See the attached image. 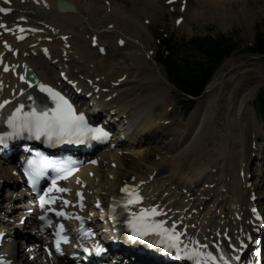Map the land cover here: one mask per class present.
<instances>
[{"label": "bare ground", "instance_id": "obj_1", "mask_svg": "<svg viewBox=\"0 0 264 264\" xmlns=\"http://www.w3.org/2000/svg\"><path fill=\"white\" fill-rule=\"evenodd\" d=\"M1 1L0 4L6 3ZM58 1L8 0L12 19L27 20L39 38L51 43L41 47L43 43L37 41L35 46L28 48L25 43L12 46L15 42L11 45L7 40L13 49L20 50L19 56L15 61L3 51L1 44L0 56L5 55L4 61L9 65L26 63L45 83L57 84L58 73L66 71L80 85L78 87L92 92L85 110L88 107L92 111L107 108L114 112L117 135L109 148L97 154L96 163L83 167L77 179L70 183L71 187L83 192L88 217L98 215L97 221L102 219L110 212H106L108 207L116 208V202L123 197L120 190L127 187L141 198L130 211L155 207L164 214L155 217L158 221H166L168 227L175 223L178 229H186L190 237L203 240L205 236L220 235L241 244H246L248 238L260 239L261 234L253 235L258 228L250 214V209L258 202L250 203L252 194L258 192V185L256 182L249 185L248 164L254 155L258 164L262 162L264 144L257 138L261 134L264 137V128L248 104L258 84L264 80L258 72L259 63L254 65L252 61H264V57L249 58L250 62L241 57L223 61L186 119L179 116L173 120L170 110L176 109L170 102V87L146 49L150 38L148 23L139 19L140 14L146 16L145 19H155L162 10L158 4L161 0H63L74 6V13H58ZM127 1L133 10L128 11L123 6ZM244 1L191 0L187 6L186 0V19L197 21L205 15L206 22L219 21L225 29L233 16L240 14ZM249 1L257 6L253 8H258L256 13L264 7V0ZM249 9L250 6L248 13ZM186 26L184 21L182 28ZM20 29L18 27L17 31ZM6 30L11 32L8 26L0 29V40L10 36L5 34ZM62 41L70 49L64 50ZM93 42L104 49L105 55L100 56L97 49L90 47ZM119 42H123V48L117 46ZM42 49L48 51L51 61L41 57ZM35 53L37 56L32 55ZM148 61L153 67H147ZM58 67L60 70L56 69ZM11 73L12 70L8 75L0 71V94L3 96L8 92L4 90L6 86L10 89L14 85L16 92L26 91ZM88 82L93 87L88 86ZM159 104L161 111L154 116ZM104 118L110 120L108 115ZM166 127L170 128V138L164 147L153 146L152 149L144 145L152 138L166 137ZM154 130L159 135H154ZM252 144H255L254 150ZM257 172L260 173V169ZM10 174L8 166L0 163V182L5 189L2 205L7 212L18 184ZM15 195V201L21 200V192ZM94 204L100 205L98 210L94 209ZM12 208L17 210L16 216L22 215V207ZM1 217L10 220V215ZM108 228L101 227L107 237L110 235ZM13 245L8 244L11 250L5 246L3 251L12 264H64L55 260L45 263L34 247L24 246L20 250ZM28 254H33V261L26 259Z\"/></svg>", "mask_w": 264, "mask_h": 264}, {"label": "snow or ice", "instance_id": "obj_2", "mask_svg": "<svg viewBox=\"0 0 264 264\" xmlns=\"http://www.w3.org/2000/svg\"><path fill=\"white\" fill-rule=\"evenodd\" d=\"M7 3L8 0H5ZM7 9L0 8V12H5ZM179 23V21H178ZM41 91L47 92L55 102V108H45L40 111L33 109L28 113H21V109H16L14 114L8 121L9 127L12 131L0 136V144H4L10 138H16L27 132V138L33 137L37 140L43 138L45 144L48 146H55L61 143H83L88 139H101L107 137L108 133L102 128L91 127L84 113H77L72 104L65 99L60 93L55 92L52 88L40 85ZM0 107H3L0 105ZM19 114V115H17ZM72 161H65L62 163L47 160L42 154L37 153V158L27 162L28 166L25 168V175L28 176L29 182L35 188L38 181L45 175L49 168L54 169L58 173L57 178H67L74 170ZM94 163V161H93ZM67 174V175H66ZM53 187L49 191L65 192L64 188H56V180L52 182ZM122 191L128 193V200L124 207L129 210V218L126 223L133 240H144L148 237H154L158 242V246L162 247L167 253L172 251L177 259L188 261L189 264H229V260L224 255L219 257L214 256L211 252L200 251V248L207 247L206 245H199L198 241H189L185 243L182 237L184 233L177 231L175 223L171 227L167 226L164 220L157 221L154 219L157 216L164 215L157 208H141L139 212L130 211L129 206L139 204L141 198L134 190L125 187ZM45 195L40 196V207L44 208L46 204L55 203V198L49 200L45 199ZM65 204L68 201H64ZM81 208L83 205L81 204ZM49 211H54L49 209ZM256 209H253L255 212ZM57 216H65L71 218L63 211L55 212ZM42 220L45 217H41ZM75 219L80 220L79 216ZM50 223V221H49ZM63 232V225L57 226V248L61 241L67 243V237L61 235ZM90 234V233H89ZM258 243V242H257ZM189 244L195 245L190 248ZM87 251V249H85ZM259 254V253H258ZM238 259V257H237ZM2 264V262H0Z\"/></svg>", "mask_w": 264, "mask_h": 264}, {"label": "rangeland", "instance_id": "obj_3", "mask_svg": "<svg viewBox=\"0 0 264 264\" xmlns=\"http://www.w3.org/2000/svg\"><path fill=\"white\" fill-rule=\"evenodd\" d=\"M190 1L191 0H188L187 6H189ZM158 4H159V7L162 8V10L160 9L161 12L159 13L158 16L155 17V19H153V20H151L150 18L145 19L146 16H142L143 14L139 15L140 21L146 20L149 23L147 26H148L150 38L146 42V49L148 51L149 50L153 51L155 55L158 53L157 51H158L159 40L161 38L163 39V38L169 37L177 43V45H176L177 46L176 59L182 60V61L186 60L188 63H192L194 61L200 60V57H199L197 52H193V49L187 44V42L192 38L208 37L211 40H218L221 38H223V39L230 38L235 43H238V49L230 57L224 59L223 61L230 59V58L241 57V58H244L246 61L250 62L253 58L258 57V56H253L251 53H248L245 50L248 47H250L251 45H253L254 38L258 32L264 33V7L260 8L259 12L256 13L255 10L258 8H255V10H253V8L257 7V6H254L253 3L249 0L244 1V4H243L244 6L242 5L243 8L241 10L242 12L240 11V14L238 16L236 15L238 18L234 15L230 24L225 29L222 28L223 24L219 21H214L213 19H211V20L206 22V19H204L205 15L200 20L187 21V19H186L187 16L185 15V13H186V8H185L184 13H183L184 18H183L182 23H184V21H185L187 26L185 28H182V23L180 26L175 25V19L182 16L181 12H179V10H178L179 3H177L176 5L173 6L174 9H172V7H166L164 5V0L159 1ZM123 6L128 11L133 10L132 4L129 1H127ZM249 6L251 7V9H249L250 13H248L249 12L248 11ZM243 11H244V13H243ZM200 12H202V10ZM140 39L143 40V38H140ZM262 57H264V56H262ZM152 58H153V56H152ZM249 58H251V60ZM252 63L254 65L259 63L260 68L258 69V72H260V74H262V77L264 78V70H263L264 69V61H260V62H258V61L253 62L252 61ZM147 65H148L147 66L148 68L153 67V64L150 63L149 61H148ZM219 66H218V68H219ZM156 67H157L158 72L162 73L164 75L165 79L167 80L166 72H165L164 68L160 65H157V64H156ZM163 85L165 88L167 87V85H165V84H163ZM147 87L148 86H145V88H147ZM263 89H264V80L260 84H258V87L256 88L253 95L249 99V104H248L249 107L254 108V100H255L256 96L260 93V91ZM169 90L171 92L169 95V98L171 99L170 102L172 104L173 103L175 104V109H176V110H174V112H173L174 107L170 110L171 114H172V116H171L172 119L174 120V119L178 118L179 116H183L186 119V116L195 108L196 101L191 106L190 103H188V102L184 101L182 98H180L179 93L177 92V90L174 87L170 86ZM161 107L162 106L160 104L156 106V110H157V108H159V109L154 113V116H157V114L160 113ZM174 125H176V124H174ZM166 132H167L166 137H159L158 140L157 139L153 140V138H152L151 140H147L146 143H144V145L148 146V148L149 147L152 148L153 146H155V147H162L163 146L164 147V144L166 145V143H168V140L170 138V137H168V134H170L169 133L170 132L169 127H166ZM153 133H154V135H156V133H157V135H159L157 130H154ZM262 136H263L262 134L259 135L257 140H259V142H262V144H264V137H262ZM248 146L250 147V145H248ZM155 147H153V148H155ZM253 148H254V145L252 144V149ZM136 149H138V148H136ZM152 149H149V150H152ZM142 152H145V150H143ZM260 158H262V166L260 169V173L254 170V167H256L255 164L258 163L257 157L254 156V157H252V159H250L249 167H250V172L252 173L250 183L251 184L255 183V182L257 183V185H258L257 190L259 192V194H258V192H256V195L259 198L258 204H260L262 209H264V162H263L264 161V153L261 154ZM251 161H252V163H251ZM253 165H254V167H253ZM110 167H111V165H110ZM261 192H262V195H260Z\"/></svg>", "mask_w": 264, "mask_h": 264}, {"label": "trees", "instance_id": "obj_4", "mask_svg": "<svg viewBox=\"0 0 264 264\" xmlns=\"http://www.w3.org/2000/svg\"><path fill=\"white\" fill-rule=\"evenodd\" d=\"M195 47L204 59V62L196 63L195 71L191 70L188 64L179 65L176 60V44L170 39H162L158 62L161 63L169 81L184 95L192 97L199 96L209 77L218 64L226 57H229L237 48L238 44L231 39H219L211 41L209 38H195L188 42ZM253 54L264 55V33L258 32L254 38V44L248 49ZM257 112L264 122V91L257 99Z\"/></svg>", "mask_w": 264, "mask_h": 264}, {"label": "water", "instance_id": "obj_5", "mask_svg": "<svg viewBox=\"0 0 264 264\" xmlns=\"http://www.w3.org/2000/svg\"><path fill=\"white\" fill-rule=\"evenodd\" d=\"M57 6H58V10L61 12H75L74 7L69 3L60 1L57 3Z\"/></svg>", "mask_w": 264, "mask_h": 264}]
</instances>
